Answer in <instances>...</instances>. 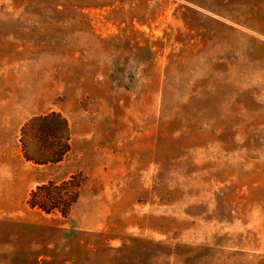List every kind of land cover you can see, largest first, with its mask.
Listing matches in <instances>:
<instances>
[{
	"label": "rangeland",
	"instance_id": "obj_1",
	"mask_svg": "<svg viewBox=\"0 0 264 264\" xmlns=\"http://www.w3.org/2000/svg\"><path fill=\"white\" fill-rule=\"evenodd\" d=\"M0 264H264V0H0Z\"/></svg>",
	"mask_w": 264,
	"mask_h": 264
},
{
	"label": "trees",
	"instance_id": "obj_2",
	"mask_svg": "<svg viewBox=\"0 0 264 264\" xmlns=\"http://www.w3.org/2000/svg\"><path fill=\"white\" fill-rule=\"evenodd\" d=\"M26 126L40 129L43 135L47 134L48 137L54 140L56 147L60 146L59 140L61 138L57 131H60V129L67 131L68 129L66 119L56 111L34 115L25 123L24 127ZM66 138H68L67 135ZM68 148L69 144L64 142L58 150L56 148L52 160L59 159ZM75 178V175H71L60 181L47 180L36 184L35 187L30 189L26 203L30 208L44 213L59 212L63 217L67 216L79 195L80 186Z\"/></svg>",
	"mask_w": 264,
	"mask_h": 264
}]
</instances>
